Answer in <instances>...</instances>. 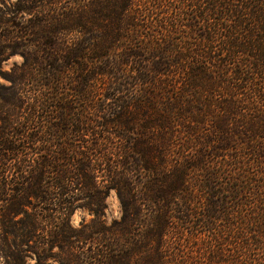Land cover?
<instances>
[{"label":"trees","instance_id":"obj_1","mask_svg":"<svg viewBox=\"0 0 264 264\" xmlns=\"http://www.w3.org/2000/svg\"><path fill=\"white\" fill-rule=\"evenodd\" d=\"M19 1L2 264H264V0ZM39 72L50 94L25 103Z\"/></svg>","mask_w":264,"mask_h":264},{"label":"rangeland","instance_id":"obj_2","mask_svg":"<svg viewBox=\"0 0 264 264\" xmlns=\"http://www.w3.org/2000/svg\"><path fill=\"white\" fill-rule=\"evenodd\" d=\"M22 3L19 0H0V18L1 20L9 22H4L2 27H6L3 30L0 29V97L6 91V88L10 85L9 81L5 79L13 69L16 68V72L18 68L24 61V57L22 52L24 50L23 44L24 40L22 38H15V39H4V34L9 32L13 27L10 25L12 24H19L22 25L25 18L28 16L22 15L17 8ZM10 25V26H8ZM15 31V30H13ZM5 40V41H2ZM29 42V41H28ZM10 46V47H7ZM37 49H40V44L36 45ZM12 53V54H10ZM41 53H38L41 56ZM30 62L33 63L32 60ZM36 64V63H33ZM47 80H45L44 76L39 73H35L32 79L23 80L18 87L20 88V96L21 98L27 102L31 101H41L42 99H47L50 94V89H48L45 85ZM28 106V105H27ZM25 107V106H24ZM103 221L105 224H110L113 220H118L121 215V207L118 200V197L115 191H111L109 196L106 198V207L104 210ZM71 224L74 227H80V223H87L90 221L91 216L84 210H76L71 216ZM23 248H26L23 247ZM57 249L55 248L54 251ZM25 255H27L26 260L28 264H34V257H31L32 254L30 251H25ZM0 264H2V258L0 256ZM42 264H59L56 258H49L46 259Z\"/></svg>","mask_w":264,"mask_h":264}]
</instances>
